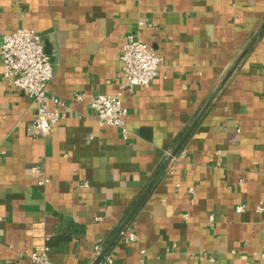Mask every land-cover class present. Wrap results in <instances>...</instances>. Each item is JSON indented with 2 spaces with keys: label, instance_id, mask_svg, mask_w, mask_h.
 Returning <instances> with one entry per match:
<instances>
[{
  "label": "crops",
  "instance_id": "obj_1",
  "mask_svg": "<svg viewBox=\"0 0 264 264\" xmlns=\"http://www.w3.org/2000/svg\"><path fill=\"white\" fill-rule=\"evenodd\" d=\"M20 26L66 116L35 134L29 95L0 78V264H32L43 234L52 261L94 264L121 225L96 264H264V0H0V43ZM129 33L161 61L122 91L124 136L90 98L118 90Z\"/></svg>",
  "mask_w": 264,
  "mask_h": 264
},
{
  "label": "built area",
  "instance_id": "obj_2",
  "mask_svg": "<svg viewBox=\"0 0 264 264\" xmlns=\"http://www.w3.org/2000/svg\"><path fill=\"white\" fill-rule=\"evenodd\" d=\"M2 70L0 78L7 85L27 93L31 99L35 118V134L47 135L56 123L66 116V105L55 95L46 92V85L53 77L54 68L50 55L46 52L41 35L31 27L20 26L3 34L0 43ZM121 70L124 76L119 88L114 93H95L90 98V108L96 115L99 124L121 128L125 136L124 117L126 108L122 105V91L135 85L147 86L155 76L161 56L148 44L129 33L122 45L120 54ZM81 92H75V98H82ZM55 107L49 109L47 103ZM44 178L39 183H45ZM87 186V183H82ZM261 208V207H259ZM241 205L236 211H242ZM43 243L29 253L32 264H59L49 258L50 247L47 244L49 235L43 234ZM136 239V234L128 233L125 240ZM110 261V260H109Z\"/></svg>",
  "mask_w": 264,
  "mask_h": 264
},
{
  "label": "water",
  "instance_id": "obj_3",
  "mask_svg": "<svg viewBox=\"0 0 264 264\" xmlns=\"http://www.w3.org/2000/svg\"><path fill=\"white\" fill-rule=\"evenodd\" d=\"M254 38V36H253ZM252 38V39H253ZM245 52V50H243V52L232 62V64L230 65L228 71H227V75L233 70V68L235 67V65L237 64V62L240 60V58L242 57L243 53ZM226 75V76H227ZM190 130V128H189ZM189 130L184 134V136L180 139V141L173 147L170 155L167 156V158L164 160L162 166L160 167L159 171L157 172V176L160 174V172L170 163L171 159L173 156H175V154L177 153L180 145L182 144L184 138L187 136ZM154 183V180H152L150 182V184L147 186V188L144 190V192L142 193V195L139 197L137 203L135 204L134 208H136V206L140 203V201L143 199V197L145 196V194L148 192V190L150 189V187L152 186V184ZM123 225H121L118 230L116 231L115 235L113 236V238L110 240V242L108 243L107 247L111 244V242L115 239L116 235L118 234V232L120 231V229L122 228ZM106 247V249H107ZM106 249L98 256V258L96 259V261L94 262V264H96L99 259L103 256V254L105 253Z\"/></svg>",
  "mask_w": 264,
  "mask_h": 264
}]
</instances>
